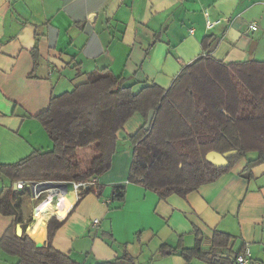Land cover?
I'll list each match as a JSON object with an SVG mask.
<instances>
[{"label":"crops","instance_id":"obj_1","mask_svg":"<svg viewBox=\"0 0 264 264\" xmlns=\"http://www.w3.org/2000/svg\"><path fill=\"white\" fill-rule=\"evenodd\" d=\"M252 23L257 31H248ZM207 55L224 63L264 61V0H0V164L53 148L35 116L89 73L107 68L134 93L152 85L168 89L187 65ZM145 123L136 113L117 133L120 150L93 186L100 192L77 196L69 188L50 202V213L46 203L37 212V203L24 195L17 224L22 233L46 246L48 223L56 218L62 226L53 246L78 264L125 254L135 264H235L247 247L252 264H264V163L245 176L248 160L256 157L251 154L214 183L161 198L129 182L135 150L129 138ZM119 184L126 185L125 199L112 201ZM9 185L0 176V189ZM14 221L0 213V243ZM215 232L231 239L228 251L214 258ZM163 246L176 251L162 255ZM18 261L0 246V264Z\"/></svg>","mask_w":264,"mask_h":264},{"label":"trees","instance_id":"obj_2","mask_svg":"<svg viewBox=\"0 0 264 264\" xmlns=\"http://www.w3.org/2000/svg\"><path fill=\"white\" fill-rule=\"evenodd\" d=\"M209 42L204 39L205 48ZM151 110L155 111L151 128L146 130L145 123L129 138L135 147L129 182L140 183L161 198L186 196L214 183L251 154L256 157L248 160L245 176L250 177L252 168L264 163V61L224 63L202 56L187 65L168 89L152 85L137 93L124 77L107 68L95 70L86 82L53 97L49 108L35 116L53 142L50 151H35L16 163L0 164V176L11 181L0 189V213L15 216L1 240V249L17 257V264H78L53 246L62 226L54 217L47 226L46 246L39 247L25 233L17 235L24 195L30 191L14 190L13 184L20 180L81 181L105 174L118 149L117 133L136 113L147 121ZM85 148L93 155L88 161L79 154ZM212 151L238 153L228 160L227 167H216L206 160ZM125 188V184L115 185L112 201H123ZM92 190L100 192L102 188L90 187L85 193ZM230 239L215 232L214 253L209 254L215 258L216 251L226 253ZM175 251L163 246L160 253ZM186 253L188 250H183ZM95 264L135 261L125 254Z\"/></svg>","mask_w":264,"mask_h":264},{"label":"built area","instance_id":"obj_3","mask_svg":"<svg viewBox=\"0 0 264 264\" xmlns=\"http://www.w3.org/2000/svg\"><path fill=\"white\" fill-rule=\"evenodd\" d=\"M211 22H208V26H212ZM258 26L256 23H252L248 26V31H257ZM18 187L20 189L28 188L30 190V196L33 201L37 204L36 206L45 199V197H51L52 205L55 203L56 198L63 196L65 193L63 185H67V188H71V190L77 195L80 196L83 192H85L88 188L97 185L98 177H93L89 180H81V181H27V180H20L17 181ZM48 183H55L58 184L55 187L47 188L46 184ZM100 224L99 220H95L93 222V226L97 227ZM235 264H252L251 260V252L250 249L247 247L244 251L238 254L235 258Z\"/></svg>","mask_w":264,"mask_h":264},{"label":"water","instance_id":"obj_4","mask_svg":"<svg viewBox=\"0 0 264 264\" xmlns=\"http://www.w3.org/2000/svg\"><path fill=\"white\" fill-rule=\"evenodd\" d=\"M217 40L214 41L212 47L210 48L209 50V53L213 50V48L217 45ZM154 116H155V111L154 110H151L149 112V115H148V119L146 121V125H145V129L146 130H149L152 126V122H153V119H154ZM238 152L237 151H230V152H227L225 154H221L219 152H216V151H212V152H209L207 155H206V160L211 163L212 165L216 166V167H227L229 165V159L233 156H235ZM58 184H55V183H48L46 184V187L47 188H52V187H55L57 186ZM62 187H64V190L68 191V188H67V185H63ZM13 188L14 190H21L19 187H18V183L15 182L13 184ZM23 228L21 225H17L16 226V233L18 236H21L23 233ZM39 247L41 246L40 244H37Z\"/></svg>","mask_w":264,"mask_h":264},{"label":"rangeland","instance_id":"obj_5","mask_svg":"<svg viewBox=\"0 0 264 264\" xmlns=\"http://www.w3.org/2000/svg\"><path fill=\"white\" fill-rule=\"evenodd\" d=\"M129 142L132 144V141H131V140H129ZM117 148H118L117 151L120 150V148H119V143H118ZM79 154H80L81 159H82L83 161H88V160L92 159V157H93L92 152H91L90 149H88V148L82 149V150L79 152ZM44 203H45V202H44ZM44 203H43V205H44ZM39 208H40V207H39ZM39 208L37 209V212H40V211H38ZM40 213H43V211H41ZM54 214H55V213H54Z\"/></svg>","mask_w":264,"mask_h":264},{"label":"bare ground","instance_id":"obj_6","mask_svg":"<svg viewBox=\"0 0 264 264\" xmlns=\"http://www.w3.org/2000/svg\"><path fill=\"white\" fill-rule=\"evenodd\" d=\"M62 200V199H61ZM67 199H65V201H66ZM46 203L45 204V208H46V211L48 212V213H50L51 212V210H52V207H51V205H50V202H51V197L50 196H47V197H45V199L43 200V201H41L38 205H37V209L43 204V203ZM49 202V203H48ZM71 206V205H70ZM64 209V207L63 206H61V209L60 210H63ZM47 213V214H48ZM41 222V221H40ZM36 227H39V223L36 225Z\"/></svg>","mask_w":264,"mask_h":264}]
</instances>
